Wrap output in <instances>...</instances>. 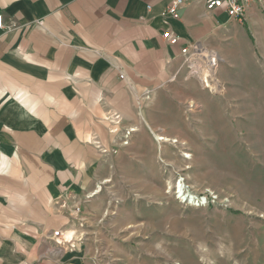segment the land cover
<instances>
[{
  "label": "rangeland",
  "instance_id": "374dc122",
  "mask_svg": "<svg viewBox=\"0 0 264 264\" xmlns=\"http://www.w3.org/2000/svg\"><path fill=\"white\" fill-rule=\"evenodd\" d=\"M211 22L196 38L218 57L210 87L171 61L153 99L111 128L133 130L128 145L68 194L62 231H76L80 264H264V8Z\"/></svg>",
  "mask_w": 264,
  "mask_h": 264
},
{
  "label": "crops",
  "instance_id": "0c3cea01",
  "mask_svg": "<svg viewBox=\"0 0 264 264\" xmlns=\"http://www.w3.org/2000/svg\"><path fill=\"white\" fill-rule=\"evenodd\" d=\"M169 1L0 0V264H80L79 243L53 235L69 195L99 181L115 116L126 127L180 49L224 16L192 0L166 19Z\"/></svg>",
  "mask_w": 264,
  "mask_h": 264
},
{
  "label": "built area",
  "instance_id": "2783aa9c",
  "mask_svg": "<svg viewBox=\"0 0 264 264\" xmlns=\"http://www.w3.org/2000/svg\"><path fill=\"white\" fill-rule=\"evenodd\" d=\"M191 1L192 0H170L163 10L165 18L171 20H179L180 11L183 10ZM203 5L207 12L220 11L228 20L243 22L246 20L248 11L251 8H264V0H203ZM146 9L149 11L150 6H146ZM140 19H142V17H140ZM0 29H2L1 14ZM162 38L170 46L178 45L180 42L179 37L169 30H165L162 33ZM180 57L192 73L194 72L195 75L199 74V81H201V83H203L205 87L209 88L213 81V75L218 66V57L216 56V54L209 52L198 42H194L187 44L180 49ZM114 120H116L114 124L117 125L119 123V117L115 116ZM132 131L133 130H129L128 128L121 130V133L120 131L118 132L115 129H112L109 132L111 134H117V147H125L128 145V139ZM102 152L104 154L109 153L107 150H103ZM116 152L117 149L112 150L113 154H115ZM176 188V194H179V196L183 197V202L188 201L189 204H194L190 203L191 201L188 200L193 196L187 194L188 187L185 186L183 179L178 181V186ZM62 207L66 208L65 202ZM77 212H79L78 209ZM53 235L54 237H56V239H58L56 240V243L58 245H64L68 243V240L65 239L60 231H54Z\"/></svg>",
  "mask_w": 264,
  "mask_h": 264
},
{
  "label": "bare ground",
  "instance_id": "6f19581e",
  "mask_svg": "<svg viewBox=\"0 0 264 264\" xmlns=\"http://www.w3.org/2000/svg\"><path fill=\"white\" fill-rule=\"evenodd\" d=\"M193 74H194V72H193ZM196 75H199V74H196ZM157 139L158 140H163V139H160L159 137H157ZM96 193L97 192H95L94 194H96ZM63 235H64L66 240H71V239L75 238V234L72 231H67V232L63 233Z\"/></svg>",
  "mask_w": 264,
  "mask_h": 264
}]
</instances>
